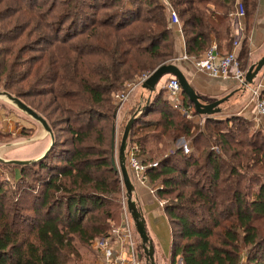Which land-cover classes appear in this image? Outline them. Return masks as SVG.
Wrapping results in <instances>:
<instances>
[{
    "label": "trees",
    "instance_id": "trees-1",
    "mask_svg": "<svg viewBox=\"0 0 264 264\" xmlns=\"http://www.w3.org/2000/svg\"><path fill=\"white\" fill-rule=\"evenodd\" d=\"M169 2L187 57L200 59L213 40L231 48L234 0ZM243 4L248 30L257 0ZM246 52L244 40L238 62ZM173 59L159 0H0V86L55 134L44 161L19 169L17 198L0 180V264H77L75 242L91 247L109 235L124 198L112 94ZM163 96L136 119L129 146H139L145 165L158 158L153 141L172 148L145 174L170 229L168 264H264V131L239 116L204 117L200 127ZM180 138L192 153L175 147Z\"/></svg>",
    "mask_w": 264,
    "mask_h": 264
},
{
    "label": "crops",
    "instance_id": "crops-1",
    "mask_svg": "<svg viewBox=\"0 0 264 264\" xmlns=\"http://www.w3.org/2000/svg\"><path fill=\"white\" fill-rule=\"evenodd\" d=\"M240 3L244 7L243 0H234V7L229 14L231 33L234 40L231 48H228V45L225 41L215 42L214 40L212 41L210 48H215V53L218 57L225 55L228 51H232L238 58L242 49V42L245 40L247 52L244 56L239 58V62L246 64L244 71H247V69L252 64H255L264 55V0H257L253 23L248 30L246 29V21L244 16L236 17L234 14L235 11H237L238 5ZM170 25L174 35V59L171 63L177 66V68L182 72L195 93L200 96L205 103H212L225 96H228L229 94H232L228 101L220 106V112L213 116L220 119L230 116H239L250 122L253 131H264V117L257 113L255 100L252 98L249 90H242L237 82L233 79H215L198 69L195 65V62L198 59L196 60L189 58L185 54L184 39L182 37L180 25L172 24L171 22ZM169 77L170 76H165L162 78L156 88V92H154L151 96L147 91L143 90L141 86L133 90L126 101L127 103L125 102L126 104L124 103L125 105L123 104L120 109V116L118 117L116 130L121 128L120 126L126 124L129 118L136 112V110H138V108L145 105L147 98L150 97L151 100L154 94L162 90L168 80L171 79V77ZM252 86H260V92L264 97V67L254 79ZM163 99L167 101L166 96H163ZM31 128L35 130L33 126ZM136 190L147 224L148 232L156 249V254L159 256V258H161L159 246L153 234L154 231L152 230V227L149 223V218L146 215L147 212H154L155 205L153 204L152 199L154 197H152L143 188L136 187ZM142 194L143 196H141ZM160 211L163 213L162 208H160ZM168 258L169 255L166 257V260H168ZM241 264H244V259L241 261Z\"/></svg>",
    "mask_w": 264,
    "mask_h": 264
},
{
    "label": "water",
    "instance_id": "water-1",
    "mask_svg": "<svg viewBox=\"0 0 264 264\" xmlns=\"http://www.w3.org/2000/svg\"><path fill=\"white\" fill-rule=\"evenodd\" d=\"M264 67V55L255 63L252 64L245 74V86L253 84L254 79ZM170 76L177 79L181 92L187 97L191 108L200 116L210 117L220 112V106L228 101L232 96L229 94L212 103H205L200 96H198L182 72L172 63L163 64L157 67L152 74L141 84V88L147 91L150 96L156 92L163 77ZM242 90H246L242 88ZM150 97L147 98L143 107L138 108L136 112L127 121L119 146L117 148L116 161L117 168L120 173L122 182V192L126 201V209L131 219L132 226L136 231L140 240V254L139 259L143 264H156V249L153 240L148 232L147 224L140 206L136 187L132 181L128 168V146L129 136L136 119L141 115L144 109L149 104ZM0 102L6 105L7 109L17 113L21 118L34 126L35 130L32 137L25 143H11L9 147L10 152L7 157L0 155V166L14 167V168H28L35 166L44 161L55 144V136L49 122L38 112L33 110L22 100L16 96L8 93L1 87ZM115 134V129L113 130ZM116 153V151H115ZM113 162L114 160V144H113Z\"/></svg>",
    "mask_w": 264,
    "mask_h": 264
},
{
    "label": "built area",
    "instance_id": "built-area-1",
    "mask_svg": "<svg viewBox=\"0 0 264 264\" xmlns=\"http://www.w3.org/2000/svg\"><path fill=\"white\" fill-rule=\"evenodd\" d=\"M159 1L164 7L165 11L168 13L169 21L172 24L180 25L176 11L172 7L169 0ZM234 14L236 17L244 16L245 10L241 3L238 5L237 11H235ZM195 65L198 69L215 79H233L237 82L241 89L245 88L246 90H249L252 98L255 100L257 113L264 117V97L261 96V87L244 85L246 71L240 68V64L234 52L231 51L227 55L218 57L215 53V48L212 47L203 55V57L195 62ZM146 78L138 80L136 83L137 85H126L125 90L116 94L114 99L118 103L119 110L127 101L133 90H135L137 86L140 87ZM165 88L167 101L173 106V108L177 109L186 118H191V106L185 107L182 105V92L177 79L173 77L168 80ZM178 148L182 149L183 153L186 155L192 153L191 148L187 144H183ZM156 166L157 162L150 165H145L140 161L139 146L137 144L128 147V168L132 181L135 187L138 186L137 188L141 187L147 189L148 193L152 197H154L156 189L152 190L148 187L145 174L148 169ZM159 206L162 208L163 202L159 201ZM93 244L95 246V250L101 255L102 259L100 264L142 263V261L139 259L140 247H138L136 251V246H138V243L133 236L132 222L126 209H124V220L122 225L118 228L112 229L107 237L97 239Z\"/></svg>",
    "mask_w": 264,
    "mask_h": 264
},
{
    "label": "rangeland",
    "instance_id": "rangeland-1",
    "mask_svg": "<svg viewBox=\"0 0 264 264\" xmlns=\"http://www.w3.org/2000/svg\"><path fill=\"white\" fill-rule=\"evenodd\" d=\"M151 74H152V72L150 73L149 71H145L144 74H142V77L139 78V80H142L146 77H149ZM136 83H137V81H136ZM136 83L132 82V83H128L127 85H133V84L135 85ZM0 91H1V86H0ZM161 91L163 92L164 96L167 95L165 86ZM121 92H116V93L112 94V96H113L112 99H113L114 105L116 107L115 117H114L115 151H116L115 157L117 154V148H118L120 140H121L123 129L126 125V124H124V125L120 126L121 128L116 130V124L118 122V117L120 116L119 115L120 110L118 109L119 106H118V103L116 102V100L114 99V97L116 96V94L121 93ZM20 100H22V99H20ZM27 102L32 105L31 99H28ZM28 106L31 107L30 105H28ZM33 106H35V103L33 104ZM31 108L33 110H35L36 112H38L35 108H33V107H31ZM191 110H192L191 112L193 113L194 110L192 108H191ZM38 113L41 114L40 112H38ZM192 113H191V115H192ZM41 115L44 117L43 114H41ZM186 119L187 120H193L195 124H198L200 127H203L204 117H200V118L195 119L191 116V118H186ZM31 127H32V125L30 123H28L25 119L21 118L17 113L11 111V109H7L6 105H4L3 103L0 102V155L3 157H7L9 155L8 152H10V151L7 150V149H9V147H7V146L11 143H13V144L14 143H16V144L20 143L21 144V143L27 142L32 137V134L34 131ZM53 133H54V130H53ZM54 136H55V134H54ZM66 138H68L67 135H65L62 140H65ZM183 144H187L189 146V144L183 138L178 139L174 145L176 148H178ZM151 147H152L153 151L156 150V147H157V149H159L157 154H156V152H154L155 156L158 158L165 156L166 154H168L167 152H169L170 149H172L170 147V149L168 148V151H167L161 145L156 146L155 141L152 142ZM175 147H173V148H175ZM191 152H193L192 148H191ZM158 158L155 159L156 162L158 161ZM139 159H140V157H139ZM116 163H117V161H116ZM3 167L4 166H2V168H0V180H4L11 185L12 196H14V198H17V195L15 192L17 191L16 185L18 184V182L20 180L19 168H14V167H4L3 168ZM147 183H148V180H147ZM27 185L32 186V187L34 186V188H37V185L34 184L33 180H29ZM147 185L152 190L156 189V188L151 187L149 184H147ZM159 187H161V186H159ZM121 188H122V185H121ZM145 190L147 191V189H145ZM141 196H143V194ZM152 199H153V204L155 205L154 206L152 204L154 206V212H152V213L147 212L146 215L149 218L150 226L152 227V230L154 231V232L153 231L152 232H153V234L157 240L158 246H159V252H160L161 258H159V256H157L156 264H168L169 260H166V257L169 255V250H170V231H169L167 221L165 220L163 213H161V211H160L159 201H158V198L156 196V192H155L154 198H152ZM120 203H121V205H120L121 206V214L118 218V221L111 224V225H113L112 226L113 229L121 226L122 222L124 220V209H126L125 199L124 198L121 199ZM151 203H152V200H151ZM133 236L136 239V242L138 243V246H136V251H137V248L140 247V240H139V237H138L136 231L134 230V228H133ZM75 246H76L77 252L79 254L77 264H100L101 263V259H102L101 255L98 253V251L95 250L94 244H92L91 247H82L78 244V242H75ZM178 264H180V262Z\"/></svg>",
    "mask_w": 264,
    "mask_h": 264
}]
</instances>
